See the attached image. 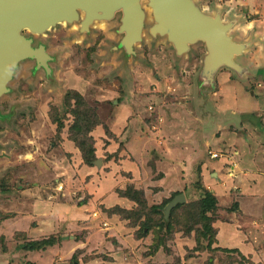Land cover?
Instances as JSON below:
<instances>
[{
    "label": "rangeland",
    "instance_id": "rangeland-1",
    "mask_svg": "<svg viewBox=\"0 0 264 264\" xmlns=\"http://www.w3.org/2000/svg\"><path fill=\"white\" fill-rule=\"evenodd\" d=\"M194 2L233 24L239 72L210 81L206 45L178 54L146 0L131 46L122 10L23 30L49 58L20 61L0 94V264H264V0ZM175 192L184 206L164 217Z\"/></svg>",
    "mask_w": 264,
    "mask_h": 264
},
{
    "label": "water",
    "instance_id": "water-1",
    "mask_svg": "<svg viewBox=\"0 0 264 264\" xmlns=\"http://www.w3.org/2000/svg\"><path fill=\"white\" fill-rule=\"evenodd\" d=\"M152 10L154 34L166 35L178 54L191 45L203 42L207 48L204 60L208 79L214 80L222 66L240 71L235 61L246 45L230 36L233 24L224 23L218 16L204 13L194 0H146ZM122 10L120 30L125 33L122 43L131 46L142 38L146 13L141 0H0V94L7 90L14 67L20 61L32 58L41 65L49 58L44 46L35 47L33 38L23 33H44L62 21L73 22L82 18L81 28L86 29L96 20L112 19ZM95 19V20H94ZM100 165L101 160L96 161ZM185 196L176 195L166 206V215Z\"/></svg>",
    "mask_w": 264,
    "mask_h": 264
},
{
    "label": "trees",
    "instance_id": "trees-1",
    "mask_svg": "<svg viewBox=\"0 0 264 264\" xmlns=\"http://www.w3.org/2000/svg\"><path fill=\"white\" fill-rule=\"evenodd\" d=\"M85 120V119H84ZM89 118L85 121V124H87L90 127L94 126V125H97L98 121H88ZM89 129H84V132H87ZM86 143H83L82 141L79 143V146L81 148V150L84 152L87 148L85 147ZM85 156H86V153L84 152ZM95 149H93L90 153V156L86 157V162H89V160H93L95 158ZM179 192H175L173 194V196L171 197H167L163 204L161 206L164 207V217L166 216L165 214V209H166V206L168 205V203L173 199L174 196L178 195ZM130 198H135L133 195L131 194H127ZM212 198V195H211V192L210 191H205V195L204 197L200 200V212H197L196 215L198 216V220H200V216H201V220H204V219H207V213L209 211V208H208V205L207 203L210 201V199ZM184 206V204L182 203H178L174 208H172V211L171 214L178 208ZM160 209V208H158ZM213 209V208H212ZM171 221V220H170ZM192 224H194L192 222ZM55 244V241H54V238L52 236L50 237H46V238H43V239H39V240H33V241H30L29 243H26L24 245V248L27 249V250H30V251H34V250H40V249H43V248H46L48 246H53ZM29 264H32V263H29Z\"/></svg>",
    "mask_w": 264,
    "mask_h": 264
},
{
    "label": "crops",
    "instance_id": "crops-1",
    "mask_svg": "<svg viewBox=\"0 0 264 264\" xmlns=\"http://www.w3.org/2000/svg\"><path fill=\"white\" fill-rule=\"evenodd\" d=\"M253 194H255L254 193V190H253V192H252ZM256 195V194H255ZM259 196V195H258ZM257 195L256 196H253L252 198H251V200L253 201V200H256V198L255 197H258ZM254 202V201H253ZM263 211H262V213H260L259 215L258 214H256L255 216H254V214L251 216L252 218H253V220L255 221H258L257 222V224H258V226L259 227H261L263 230H264V207H263V209H262Z\"/></svg>",
    "mask_w": 264,
    "mask_h": 264
},
{
    "label": "built area",
    "instance_id": "built-area-1",
    "mask_svg": "<svg viewBox=\"0 0 264 264\" xmlns=\"http://www.w3.org/2000/svg\"><path fill=\"white\" fill-rule=\"evenodd\" d=\"M219 154L217 152H211V157L212 158H217Z\"/></svg>",
    "mask_w": 264,
    "mask_h": 264
},
{
    "label": "bare ground",
    "instance_id": "bare-ground-1",
    "mask_svg": "<svg viewBox=\"0 0 264 264\" xmlns=\"http://www.w3.org/2000/svg\"><path fill=\"white\" fill-rule=\"evenodd\" d=\"M148 11L151 12V9L148 8ZM95 20V19H94ZM62 23H67L66 21H62Z\"/></svg>",
    "mask_w": 264,
    "mask_h": 264
}]
</instances>
